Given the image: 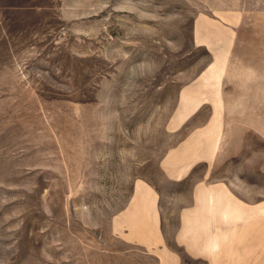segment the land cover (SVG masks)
<instances>
[{"label": "rangeland", "instance_id": "rangeland-1", "mask_svg": "<svg viewBox=\"0 0 264 264\" xmlns=\"http://www.w3.org/2000/svg\"><path fill=\"white\" fill-rule=\"evenodd\" d=\"M0 264H264V0H0Z\"/></svg>", "mask_w": 264, "mask_h": 264}]
</instances>
